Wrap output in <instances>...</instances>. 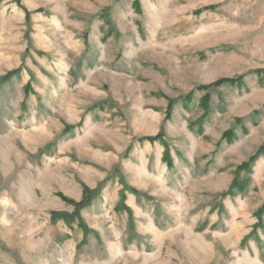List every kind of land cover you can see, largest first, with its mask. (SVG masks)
I'll use <instances>...</instances> for the list:
<instances>
[{
	"label": "rangeland",
	"instance_id": "374dc122",
	"mask_svg": "<svg viewBox=\"0 0 264 264\" xmlns=\"http://www.w3.org/2000/svg\"><path fill=\"white\" fill-rule=\"evenodd\" d=\"M0 264H264V0H0Z\"/></svg>",
	"mask_w": 264,
	"mask_h": 264
},
{
	"label": "trees",
	"instance_id": "16d2710c",
	"mask_svg": "<svg viewBox=\"0 0 264 264\" xmlns=\"http://www.w3.org/2000/svg\"><path fill=\"white\" fill-rule=\"evenodd\" d=\"M14 73H15V72H13V73H11V74H8L5 78H3L2 81L7 80V79H8L10 76H12ZM92 195H93L92 193L88 194V197L85 199V202H86V203L89 202V200L91 199Z\"/></svg>",
	"mask_w": 264,
	"mask_h": 264
}]
</instances>
